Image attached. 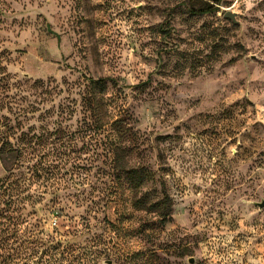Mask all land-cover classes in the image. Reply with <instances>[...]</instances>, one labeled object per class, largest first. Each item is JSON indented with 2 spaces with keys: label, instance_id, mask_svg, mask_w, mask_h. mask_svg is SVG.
I'll use <instances>...</instances> for the list:
<instances>
[{
  "label": "rangeland",
  "instance_id": "1",
  "mask_svg": "<svg viewBox=\"0 0 264 264\" xmlns=\"http://www.w3.org/2000/svg\"><path fill=\"white\" fill-rule=\"evenodd\" d=\"M205 3L0 0V264H264V0Z\"/></svg>",
  "mask_w": 264,
  "mask_h": 264
},
{
  "label": "trees",
  "instance_id": "2",
  "mask_svg": "<svg viewBox=\"0 0 264 264\" xmlns=\"http://www.w3.org/2000/svg\"><path fill=\"white\" fill-rule=\"evenodd\" d=\"M213 3H205L206 7L204 8H199L197 10H191L196 13H207L216 10V6L214 4H218L220 0H211ZM89 82L91 84H100L104 83L106 78H97L93 79L91 77L88 78ZM7 139V137H6ZM124 173L127 174H132V171L128 169H123ZM121 175L119 174L118 177ZM144 178V177H143ZM140 179V180H143ZM142 182V181H141ZM136 186L139 185V182L137 181ZM8 209L6 211L0 210V225H6V221L1 220L6 219L9 220L11 217L7 215ZM159 215L161 216V220L165 221L166 218H168L169 212L168 211H160ZM79 225H82V229L80 231H77V234H89L90 233V223L89 220L86 222L80 223ZM5 227V229H6ZM4 230V229H3ZM113 243V244H112ZM112 244V247H116V245H119L117 242H111V239H106L104 236L96 235V236H91L89 238H86L84 243H69L65 241V244H63L62 250H61V255L59 259V264H102L103 261H107L110 258V248L109 245ZM36 252L34 250L32 253ZM117 259H119L120 264H124L127 262L128 264H156L157 259L159 257L157 256V253L154 249H148L146 253H140L139 251L137 252H125V251H120L119 249L117 250ZM143 254V257L139 261L138 257ZM8 258V256L4 257ZM35 257L28 255L26 257V261H30L32 264H39L41 263L39 261V258L34 259ZM41 264H52L51 261H45L44 263L42 262Z\"/></svg>",
  "mask_w": 264,
  "mask_h": 264
},
{
  "label": "water",
  "instance_id": "3",
  "mask_svg": "<svg viewBox=\"0 0 264 264\" xmlns=\"http://www.w3.org/2000/svg\"><path fill=\"white\" fill-rule=\"evenodd\" d=\"M224 16L225 17H227V18H229V19H231L232 21H236L235 20V13H233V12H231V11H226L225 13H224ZM258 206L259 207H263L264 206V202H262V203H259L258 204ZM193 260L192 259H190V262H192ZM108 262V264H110V261H107Z\"/></svg>",
  "mask_w": 264,
  "mask_h": 264
}]
</instances>
